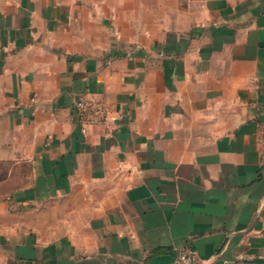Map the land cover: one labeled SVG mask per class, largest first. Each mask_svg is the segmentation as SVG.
Wrapping results in <instances>:
<instances>
[{
	"label": "crops",
	"instance_id": "obj_1",
	"mask_svg": "<svg viewBox=\"0 0 264 264\" xmlns=\"http://www.w3.org/2000/svg\"><path fill=\"white\" fill-rule=\"evenodd\" d=\"M183 252L264 264V0H0V264Z\"/></svg>",
	"mask_w": 264,
	"mask_h": 264
},
{
	"label": "built area",
	"instance_id": "obj_2",
	"mask_svg": "<svg viewBox=\"0 0 264 264\" xmlns=\"http://www.w3.org/2000/svg\"><path fill=\"white\" fill-rule=\"evenodd\" d=\"M77 119L87 125H101L111 130V117L108 103L105 100H91L80 98L74 108ZM175 264H197L192 252H183Z\"/></svg>",
	"mask_w": 264,
	"mask_h": 264
}]
</instances>
